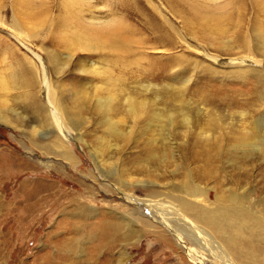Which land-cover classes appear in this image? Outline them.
Returning <instances> with one entry per match:
<instances>
[{"label": "rangeland", "instance_id": "obj_1", "mask_svg": "<svg viewBox=\"0 0 264 264\" xmlns=\"http://www.w3.org/2000/svg\"><path fill=\"white\" fill-rule=\"evenodd\" d=\"M228 1L0 0V108L25 111L18 98L22 76H32L38 96H43L47 78L63 104L72 107L79 126L69 128L70 137L59 134L76 159L71 166L63 165L61 157L45 154L24 132L31 125L30 111L18 128L0 123V264H44L48 255L59 257L71 220L61 208L72 195L99 208L119 205L129 210L116 185L104 180L102 169L132 172L123 178L139 198H145V192L143 186L133 185L138 181L169 184L181 180L184 170L196 176L203 163L192 145L213 120L220 119L219 125L226 122L215 135L223 152L213 170L224 178L225 186L240 182L250 198L264 197V154L254 152L255 158L240 159L242 153L231 149L239 133L227 128V122L238 121L243 110L251 113L244 120L255 117L264 123L262 98H255L254 107H249L243 102L251 98L244 81L228 77L263 58L255 48L241 52L233 37L255 39L257 30L264 36V9L255 0H243L241 10L217 9ZM193 2L207 7L205 11L232 16L222 23L229 33L222 37L211 29L207 35L197 25L188 26L177 10ZM154 113L172 116L169 130L162 129L163 120H156ZM41 134L38 131L33 139L42 143ZM93 152L103 161L102 169L96 167ZM234 157L237 163L226 162ZM140 167L156 170L153 173L161 177H145ZM199 182L207 183L214 200V182ZM157 188L167 190L162 184ZM156 229L162 227L148 226L125 247L127 264L190 263L185 250L183 257L180 250L155 249L150 230ZM89 257L86 247L82 258Z\"/></svg>", "mask_w": 264, "mask_h": 264}, {"label": "bare ground", "instance_id": "obj_2", "mask_svg": "<svg viewBox=\"0 0 264 264\" xmlns=\"http://www.w3.org/2000/svg\"><path fill=\"white\" fill-rule=\"evenodd\" d=\"M255 4L259 9H264V0H255ZM243 5V0H229L217 9L231 6L234 10H241ZM203 8L207 7L193 2L183 5V8L177 11L188 26L197 25V28L207 35L208 31L214 29L220 36L225 37L229 33V29L224 28L222 23L225 19L233 17L205 11ZM233 38L235 46L241 52L251 53V48H253V52L255 48L257 54L263 58L252 61V65L247 64L248 68H238L235 76L229 75L228 77L239 79L242 84L244 81V89L250 93L251 98L243 102L249 107L254 105L252 102L255 98H262L264 103V96L261 95L264 93V68H261L264 63V36L257 30L255 39L240 34ZM56 63L59 64L58 61ZM210 71L213 73L214 70L210 68ZM216 74H219L218 70H216ZM46 79L41 87L43 96H38L34 90L32 76H28V74L22 76L20 87L23 92L18 98L22 101L19 103L23 104L25 111L20 112L14 107L0 108V123L18 128L20 122L26 119L30 111L33 113V117L28 121L31 125L25 126L27 129L23 130L33 144L45 154L61 157L64 161L63 165L67 163L75 166L76 159L69 147V142L67 140L63 142V138L59 134L63 133L65 137H70L69 128L78 129L79 126L72 116V107L63 104L62 99L53 91L55 87ZM247 81L252 82L250 84L246 83ZM24 88L28 89L24 91ZM10 113L15 121L9 116ZM249 113L247 110L239 113L238 121L242 122L241 127H239L238 121L227 122L229 125L227 128L234 129L236 133L237 131L239 133L231 145V149L236 153H242L239 158L248 161L255 158L254 152L264 154V123L254 116L250 122L244 120L243 116ZM154 116L156 120L162 118L163 130H169L173 125L171 115L164 118L160 114L154 113ZM217 121L208 122L207 124H210L196 135L193 142L192 149L195 151V157L203 163L196 176L184 170L183 178L177 182L163 184L162 181H155V183L145 179L133 184L134 186H143L145 198L136 196L133 186L130 185L131 182L128 183L123 178L125 174L130 176L132 172L126 169L121 171L118 167L104 171L102 169L103 161L93 152L96 167H101L105 176L104 180L113 182L117 186H114L115 191L122 196L125 202H128L125 207H129V210L124 211L119 208V205H109L110 207L106 209L99 208L95 204L83 201L84 199H80L78 194L76 196L70 194L68 204L61 208L63 214L71 217L65 229L69 236L61 241L59 257L48 255L44 264H127L129 258L125 253V247L128 244H133L134 238H140L142 231L144 234L148 226L162 227L160 230H150L156 241L155 249L162 248L163 251V247H165L167 252H179L180 250L182 256L185 254V250L190 263L186 259L187 261L183 264H264V197L262 195L261 198H250L251 195L247 193L246 187H243L244 184L240 182L234 183L237 186H225L224 178L213 170L216 157L221 162L223 152V144L214 142V139L218 137L215 136L217 133L224 130L222 125L225 121L220 123L221 125ZM38 131H41V135H43L42 143L33 139ZM232 133L234 134V132ZM52 136L55 137L52 138ZM210 140L213 142H209ZM226 162L233 165L237 163V158L234 157ZM144 167L139 168V173L145 177L158 178L160 176V173H153L156 170H150L151 168L147 167L144 169ZM250 174L246 172L245 175L250 178ZM199 180L214 182L213 185L217 189L214 200L210 198V187L206 186L207 183L204 186ZM161 184L162 187L166 186L167 190L158 189L157 186L161 187ZM223 188H225L224 191H222ZM263 188L264 180H262ZM94 218L95 220H93ZM141 220L143 224L140 222ZM86 247L90 249L88 259L82 258L83 255L85 256ZM79 251L83 252L82 256L79 255Z\"/></svg>", "mask_w": 264, "mask_h": 264}]
</instances>
